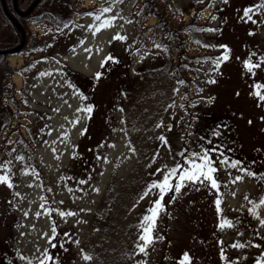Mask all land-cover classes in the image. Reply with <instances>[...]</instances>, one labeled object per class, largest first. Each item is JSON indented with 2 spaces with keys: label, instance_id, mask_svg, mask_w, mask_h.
<instances>
[{
  "label": "rangeland",
  "instance_id": "374dc122",
  "mask_svg": "<svg viewBox=\"0 0 264 264\" xmlns=\"http://www.w3.org/2000/svg\"><path fill=\"white\" fill-rule=\"evenodd\" d=\"M261 4L264 0H42L41 8L50 13L31 22L33 30L26 28L23 51L45 58L74 49L75 13H98L109 5L111 11L100 21L87 17L101 30H87L81 48L64 57L77 65L79 71H72L64 64L63 72L84 102L57 83L58 72L44 67L26 72L30 62L18 67L0 55V103L6 108L5 114L0 109V163L7 164L13 185L0 183V264H38L45 249L56 264H180L184 253L190 258L186 264H264V100L254 95L264 96V87H256L264 85V8L256 7ZM249 7L251 19L244 16ZM113 16L117 19L105 26ZM117 35L124 38L113 39ZM226 50L228 59L217 67L215 58ZM16 73H27L21 90L13 83ZM53 97L60 105L48 115L41 100ZM89 105L93 111L84 115ZM213 147L223 153H211L219 187L189 185L174 199L167 193L154 230L159 239L147 255L140 253L138 224L158 190L141 197L152 181L163 179L156 170L184 164L179 155L184 149L190 157ZM224 157L256 175L222 165ZM238 175L243 178L232 183ZM60 211L77 215L61 217ZM53 221L55 247L45 236L52 235Z\"/></svg>",
  "mask_w": 264,
  "mask_h": 264
},
{
  "label": "snow or ice",
  "instance_id": "6c2138e0",
  "mask_svg": "<svg viewBox=\"0 0 264 264\" xmlns=\"http://www.w3.org/2000/svg\"><path fill=\"white\" fill-rule=\"evenodd\" d=\"M256 7L264 8V4L257 5ZM111 11V5L109 7H105L103 9H100L98 13H87L89 16H94L95 20L100 21L101 16L104 13H108ZM253 8L249 7L244 10V16L247 17L248 19H251L250 13H252ZM117 19V17L113 16L110 18H106L103 21V24L105 26H111V24ZM90 28H94L95 31H100V27L96 25H90ZM210 31H214L213 29H209ZM124 37L117 35L113 37V39H123ZM226 49V46H221ZM88 51V49H86ZM111 59V57H109ZM228 59V54L227 50L221 57L215 58V63L217 67L219 66L220 62L223 60ZM256 67H259V64L255 65ZM245 67L248 69L249 72H252L253 70V65L249 63L248 61H245ZM41 75H44V73H41ZM100 74L98 73L97 76ZM214 82V81H213ZM182 83V82H181ZM256 87L262 88L264 85H256ZM254 95L259 96L261 100H264V96L260 95V92L257 91L254 93ZM77 111H81V109H77ZM83 111L87 113H91L93 111V107L91 105L87 106L86 108L83 109ZM264 119V118H262ZM77 123L79 122L78 120L76 121ZM251 123V122H250ZM162 125H157V127H160ZM84 132H86V129H84L81 134L83 135ZM66 135V134H65ZM214 135H219V133H214ZM158 139L164 144L167 145V139L164 136L158 137ZM211 143V141H209ZM134 151V149H133ZM187 149L182 150L179 155L185 157V163L184 164H179L177 163L174 167L168 168L165 166L163 169H157L156 172H162L163 173V179L162 180H154L151 182V184L148 187V190L144 192L143 196L141 199L144 197L148 196L150 193L153 192V190H158L156 191V199L152 201L151 206L147 209V214L143 215L140 223L138 224V228L140 230V234L138 236V243L136 247L138 248L139 252L147 255V249L155 242L156 239H159V237L154 235V230L155 226L159 217V214L161 211L164 209L163 205V200L164 197L167 193L172 192L173 193V199L175 198V195L181 193V189L183 187L189 186V185H195L197 183L204 185L208 184L212 188H218L219 185L217 183V180L214 178V173L218 171L216 167L213 165L216 163L211 158V153L212 152H220V149L218 147H213V148H205L203 149L202 152H192L190 153L189 156H185V153L187 152ZM220 155L223 156V153L220 152ZM18 159L23 160V157H18ZM153 160H155V156L153 157ZM222 165H227L231 168H238L241 164L240 161L237 160H231L229 161L228 157H224L222 160L219 161ZM11 161L8 162L10 164ZM150 166V165H149ZM0 169L5 170L4 175H0V183L6 184L8 187H12V183L9 182V174H8V167L7 164L0 163ZM239 170L241 172L246 173L247 175H256L255 173L250 172L247 168L239 167ZM155 175L156 173H152ZM243 177L242 176H236L232 183H235L237 181H240ZM175 179V183L172 182V180ZM87 181L85 180H80L79 184H85ZM71 191V189H69ZM98 191V189H96ZM62 203V202H61ZM216 204H220V200L216 201ZM260 204H264V198L261 199ZM255 215V213L253 212ZM40 213H37V216H39ZM59 215L61 217L64 216H74L77 215L76 213L73 212H65V211H60ZM260 223L264 225V219L260 220ZM224 225L221 224V227ZM231 227V223L228 225ZM52 235L48 236V234H45L49 241V245L51 247H55L56 245L53 243L54 240L57 238V233H56V227H55V222L53 221V227L51 229ZM65 236H68V233H64ZM75 243H78V241H75ZM63 247V245H60ZM234 248H242L244 247L243 244L239 243H234L232 245ZM256 247H261V245H256ZM21 259H27L26 257H21ZM56 257L50 255L47 249H45L42 253L41 256L37 258L38 264H56ZM83 259L86 261L92 260L91 255H84ZM189 255L188 253L183 254V259L180 261V264H186L187 261H189ZM264 259V257H262ZM137 264H141V262H137ZM143 264H146V262H143Z\"/></svg>",
  "mask_w": 264,
  "mask_h": 264
},
{
  "label": "crops",
  "instance_id": "0c3cea01",
  "mask_svg": "<svg viewBox=\"0 0 264 264\" xmlns=\"http://www.w3.org/2000/svg\"><path fill=\"white\" fill-rule=\"evenodd\" d=\"M96 7H97V9H99L98 6H96ZM101 9H103V8H101ZM87 17H89V15H85V14L84 15H80V14H76V13L73 16V19L75 20V23H76L75 31L77 33V37L78 38H77L76 43H73L74 44V46H73L74 49H71L69 52H60L59 51V52L56 53V55H54L53 57H50V58H45V57H42V55L34 54L35 51H28L29 53H27V56L25 54H23V53L16 54L17 58H18V60L16 62H19V66L18 67H21L22 65H24L26 63V61L30 62V68L28 70L24 69V71L26 70V72H29L30 70L31 71H36V70L40 69L41 67H44L45 70H48V71H53V72L56 71V72H58L59 73L58 75L61 78H60L59 82L57 81V83L58 84L61 83V85H64L66 88H68V92H69L70 96L75 98L76 102L77 101L84 102V100H83L82 97L79 98V96H78L79 94L76 93L75 90L67 82V80L65 78V73L63 72V70L65 68L64 64L68 65L70 68H72L75 71H79V70L74 68V67H77V65H74L72 60L64 58V57H66V56L68 57L69 55L73 56L75 51H77L78 49L81 48L82 43L86 42V39H87L86 31L90 29V27H89L90 26V22H87V19H88ZM87 35L91 36L90 34H87ZM61 55L63 57H61ZM14 70L16 71L15 68H14ZM41 73H44V71H42V72L38 73L37 75H35V77H34L35 78V82L39 81V80H42L44 75H41ZM26 75H27V73H23V74L22 73H20V74L16 73V76L14 75L15 80H16L17 77L20 78V84L16 80V83H17L18 87L21 86L24 83V77L26 78ZM45 77H47V75ZM59 100H60L59 98H54V97L51 100V102H49L48 98L46 100H41V101H43V102H41V104L45 105L46 108H48V111H47V109H45V111H47L48 115L51 113V111H49L50 108L54 109L58 105H60L59 104ZM49 103H51V105L53 107L48 105ZM84 108L85 107H83V109ZM84 115H86L85 111H84ZM68 116H69V113H68ZM63 117L64 116L59 117V118H62V120H64ZM64 118H68L67 114H66V117H64ZM46 123L48 124V122H46ZM50 125H51V128L49 129V132L52 133L53 130L55 129V127H56L55 121L53 123L51 122ZM63 126H64L63 128H66V124H63Z\"/></svg>",
  "mask_w": 264,
  "mask_h": 264
},
{
  "label": "trees",
  "instance_id": "16d2710c",
  "mask_svg": "<svg viewBox=\"0 0 264 264\" xmlns=\"http://www.w3.org/2000/svg\"><path fill=\"white\" fill-rule=\"evenodd\" d=\"M3 2L4 0H0V55H6L8 52L18 50L17 44H20L22 41V38L20 37L23 33L21 30V24L17 25L15 24L7 13L3 10ZM68 74L71 73V71H67ZM77 73V72H75ZM5 106V105H4ZM0 109L5 110L3 114L6 113V108L4 109L3 106L0 103ZM11 111V110H10ZM10 111L7 110L8 117L11 118L12 111L10 114ZM7 123L3 124L2 127L7 125Z\"/></svg>",
  "mask_w": 264,
  "mask_h": 264
},
{
  "label": "flooded vegetation",
  "instance_id": "af4514ba",
  "mask_svg": "<svg viewBox=\"0 0 264 264\" xmlns=\"http://www.w3.org/2000/svg\"><path fill=\"white\" fill-rule=\"evenodd\" d=\"M34 0L31 1V3L28 6H23L22 5V0H4L3 2V10L5 13H7L9 15V17H13L15 16L18 19V22L22 23L24 26V28L27 26V24L31 21V20H43L44 17L50 13L47 9H42L41 8V3L42 0H38V5L37 10L38 9H42L40 11L37 12L36 7L30 11V13L24 14V10L27 9ZM41 2V3H40ZM36 11V12H33ZM47 17V16H46ZM27 19V21H25ZM30 20V21H29ZM27 23V24H26ZM24 35H22L23 37Z\"/></svg>",
  "mask_w": 264,
  "mask_h": 264
},
{
  "label": "bare ground",
  "instance_id": "6f19581e",
  "mask_svg": "<svg viewBox=\"0 0 264 264\" xmlns=\"http://www.w3.org/2000/svg\"><path fill=\"white\" fill-rule=\"evenodd\" d=\"M86 2L89 3V2H91V0H86ZM10 59H11L12 63H15L18 60L17 55H14V54L10 56ZM16 80L20 84V78L17 77Z\"/></svg>",
  "mask_w": 264,
  "mask_h": 264
},
{
  "label": "water",
  "instance_id": "95a60500",
  "mask_svg": "<svg viewBox=\"0 0 264 264\" xmlns=\"http://www.w3.org/2000/svg\"><path fill=\"white\" fill-rule=\"evenodd\" d=\"M37 2H38V0H35V1L33 2V4L29 7V9L26 10V11H24L23 13H25V14L29 13V12L34 8V6L37 4ZM13 18H14V17H13ZM14 20L16 21L15 18H14Z\"/></svg>",
  "mask_w": 264,
  "mask_h": 264
}]
</instances>
